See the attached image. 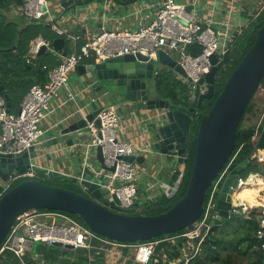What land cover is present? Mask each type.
Segmentation results:
<instances>
[{
	"label": "water",
	"instance_id": "95a60500",
	"mask_svg": "<svg viewBox=\"0 0 264 264\" xmlns=\"http://www.w3.org/2000/svg\"><path fill=\"white\" fill-rule=\"evenodd\" d=\"M94 1L103 3L110 0ZM128 1L125 4L115 2L124 6L121 10L116 12L101 10L98 15L105 17L108 24L128 20L129 17L136 16L139 5L148 2V0ZM79 5L73 0L60 3L61 7H72L69 16H75L82 11L90 15V11L88 13L86 11V3H81L83 8ZM45 19L46 17L39 20L32 19L29 23L37 24ZM63 44L62 38L55 39L52 47L55 51H61ZM44 50L42 48L40 53ZM228 59L226 54L223 57V64H226ZM216 62V58L212 56L213 67L190 92L191 104L188 107L155 97L152 82L164 69H169L183 79H187L181 66L163 52H159L156 59L148 60L140 55H125L102 63L79 65L76 68L77 73L85 79L87 85L93 88L97 86V91L103 92L104 98L115 103L126 102V106L139 116L153 114L145 126L146 134L152 140L146 154L162 156L160 160L156 157L154 161L158 166L166 165L172 160L182 163L189 147L191 126L195 120H199L192 171L185 193L171 208L158 215L121 213L116 197L107 196L102 187L104 174L113 169L104 166L101 149L97 148L95 160H91L89 166H84L79 171L78 184L88 196L45 184L39 179H24L1 195L0 245L19 216L31 210H47L76 215L95 234L122 243L149 241L160 236H170L181 230L192 232L199 227V234L191 239L193 243L191 256H193L197 251L199 240L210 229L220 227L233 216H237V213L232 211V208L237 206L234 196L245 182L240 184L241 176L234 174L232 170L222 179L209 215L201 225L207 189L231 159L236 145V131L244 110L264 77V23L257 30L253 44L226 79L208 112L202 115L198 110L203 102L211 100L214 96L215 76L220 69L219 64L215 65ZM29 70L35 75V70L31 68ZM35 85H38L36 81ZM202 86H205V92L201 90ZM2 97L9 109L8 95L2 91ZM101 110L102 108H99L85 117H80L79 113L74 114L67 126L55 130L57 138L63 139L70 134L75 137V133L85 129L87 123L91 122ZM95 124L99 125L98 120H95ZM259 154L262 152L258 151L257 155ZM34 160L33 149L21 155L0 154V191L10 176L23 174L29 169H32L37 176H46L52 182L63 179L57 171L37 167L33 164ZM124 160L135 164L148 162L144 156L129 157ZM54 246L72 250L70 246L61 244ZM183 262L184 260L178 264Z\"/></svg>",
	"mask_w": 264,
	"mask_h": 264
},
{
	"label": "built area",
	"instance_id": "2783aa9c",
	"mask_svg": "<svg viewBox=\"0 0 264 264\" xmlns=\"http://www.w3.org/2000/svg\"><path fill=\"white\" fill-rule=\"evenodd\" d=\"M22 2L20 15L27 21L49 16L47 0H22ZM258 4L260 10L256 13L257 16L264 11V2L259 1ZM148 8L155 10L154 18L136 30L114 31L101 27L98 32L90 34L77 52L67 55L57 66L47 71L48 81L46 84L36 85L28 91L17 114H12L7 109L5 99L0 96V154L21 155L38 147L44 135L40 124L48 115L52 100L59 95L61 90L66 89L69 75L79 65H83L87 61L94 60L95 63H102L125 55H140L149 60L156 59L158 53L163 52L181 66L188 79H184V81L192 90L213 67L212 56L217 60L215 65L219 64L220 68L225 65L223 57L229 54L231 43L235 37L229 18L219 24L200 25L186 11L185 5L177 3L176 0H163L162 3L153 4ZM51 29L58 35L76 39L66 29L55 25H52ZM195 46L199 48V54L193 56L189 50ZM42 48L45 51L51 50L49 43L40 37L35 38L28 50L27 65H36L34 61ZM42 68L47 69L45 66ZM201 90L205 92V86H202ZM68 99L73 100L71 94H68ZM77 111L82 115L81 108ZM95 120H98V126L95 124ZM118 123L119 116L112 107L102 108L97 116L87 123L86 130L90 139L84 144L83 150L84 158L87 160L95 149H101L104 166L113 169V171L104 174L102 187L107 196L114 195L116 197L120 212L123 213L122 211L133 208L138 197V188L135 183L138 173L136 164L126 161L124 158L146 154L148 147H137L128 142L118 141L115 134ZM233 159L234 157L229 160L210 186L211 190L203 211L201 225L205 223L209 215L221 181L229 171ZM257 159L264 164V158L257 156ZM172 174L178 176L179 171L173 170ZM19 179H37V175L32 169H29L23 174L10 176L2 186L0 196L11 189ZM251 179L261 180L262 188L259 192L264 194V173L262 175L255 174ZM178 181L180 182V174ZM244 182L246 181L240 179V184ZM153 188L154 185H151L147 190L152 191ZM177 188L178 184L176 183L170 188V192L172 191L174 195ZM258 198L257 205L245 204L242 208L248 206L250 212L252 209H256L258 222L256 237L261 242L260 251L264 257V195H258ZM238 207V205L233 207L232 211L238 213ZM244 212L250 213L247 209ZM199 230L200 228L196 227L194 231L177 236V238L184 237L191 241L199 234ZM34 243L47 246L61 244L72 247V250L85 251L89 254L111 253L117 249H126L132 251L134 263L148 264L160 241L114 242L95 234L86 225L66 213L31 210L16 219L0 245V264L9 254L19 264H35L34 260L28 257ZM196 252H198V248ZM91 258L92 256L89 259ZM188 259H185L182 264H187Z\"/></svg>",
	"mask_w": 264,
	"mask_h": 264
},
{
	"label": "crops",
	"instance_id": "0c3cea01",
	"mask_svg": "<svg viewBox=\"0 0 264 264\" xmlns=\"http://www.w3.org/2000/svg\"><path fill=\"white\" fill-rule=\"evenodd\" d=\"M47 1L49 16L44 21L37 23L46 28L44 29L46 31L39 32L28 41L27 53L25 55L26 62L29 47L35 38L40 37L49 43L51 50H44L39 53L38 56H41V58L37 60L41 65L42 71L45 72L46 77L48 70L57 66L67 55L77 52L90 34L98 32L101 27L114 31L136 30L154 18L155 10L148 7L153 4H160L163 0H148V2L144 5H139L137 7L136 16L129 17L128 20H120V22L115 21L112 24H108L107 19L105 17H100L98 13L101 10L116 12L117 10L124 8V6L115 3L113 0L103 3L101 1L99 3H95L94 0L87 3L84 0H73L75 4H80L79 6H81V3H86L85 7L87 8V13L90 11V15L82 11L80 14L78 13L75 16H69L72 7L67 6L64 8L60 6L61 2L68 0ZM259 1L264 2V0H176L177 3L185 5L186 11L190 13L195 22L200 25H206L209 23L219 24L229 18L232 25V33L235 36L237 35V37L239 33H242L246 28H248L249 23L253 20V14L257 13V10L254 9V7L256 3H259ZM3 15L6 16L7 21L14 23L19 22V28L28 24L32 25L26 19L20 18L22 17L20 15V7H13L8 12H4ZM88 19L90 20L87 21ZM52 25L68 30V33L73 35L76 39L73 40L68 38L66 35H58L51 29ZM35 31L36 30L34 29L31 32L34 33ZM50 36H53L54 38L50 40ZM59 38L64 40V44L61 51H55L52 47V42L53 40ZM15 48L16 47H13L11 50H15ZM92 64H95L94 60L87 61L83 65L86 66ZM43 66L47 69L44 70L42 68ZM29 68L30 67H28V70ZM163 72H168L174 81L184 84V79L180 75L173 73V71L169 69H164ZM84 80L85 79L80 76L76 70L73 71L68 77V85L66 89L61 90L59 95L52 100L50 111L40 124V129L44 132V135L38 147L34 149L35 160L33 161V164L37 167L57 171L63 176V178H72L76 181H78L80 177L79 171L82 167L89 166L90 161L95 160L96 149L91 153V157L85 160L83 148L84 144L90 139L86 128L75 133V137H73V134H70L65 136L63 139L57 138L55 130L62 126H67L71 117L74 114H78L77 110L79 108L82 109V115H78L80 117H85L87 115H91L99 108L112 107L119 116L118 127L115 131L118 141L128 142L137 147H149L152 141L146 134L145 126L153 114L149 113L147 116L136 115L129 107L126 106V102L121 101L115 103L112 100L109 101L103 97V92L97 91V86L93 88V86L87 85ZM31 81H33V85L30 86V88L16 94L12 108H10V103L8 110L12 114L18 113L28 91L32 87L36 86L35 81L39 85L36 72L35 75L31 74ZM154 85L155 83L153 84L155 97L165 99L159 95L156 90V86L154 87ZM2 91L7 94L3 86L0 85V96H2ZM68 94H71L73 100L68 99ZM92 100L94 101L92 102ZM70 141H72V144H70ZM262 154L264 155V152ZM140 156L146 157L148 162L146 163L145 161H142L141 164H136L138 173L135 183L138 188V197L133 207L135 212L138 214H142V210L146 202L152 203L159 198V196H162V192L164 190L163 188L166 187L163 180L164 175H168V185L169 188H172L176 183L179 185L184 173V160L182 163L175 162L169 168H165L164 165L159 164L158 166L154 162L156 157L160 160L162 156L148 154ZM171 170L179 171L180 182L178 181L179 174L178 176L174 175L171 173ZM254 176L255 175H251L249 179ZM151 185H154V188L152 191H148L147 188ZM255 189L257 188L253 185H248V187H243L242 190L238 192L236 196L238 199L235 197L237 205L239 206L238 208H241L243 212L246 211V209L250 212L247 206L249 204L240 199H244L245 193L249 192L250 194ZM245 204H247V208L244 207L243 209L242 206ZM244 213L245 217L249 214H246V212ZM180 240L181 238L177 237L160 240V243L157 245L154 255L151 257L148 264H178L180 261L187 258H189V261L197 252L191 256L193 243L187 240L185 242H179ZM163 242H165L168 247L159 249V245ZM58 248L59 247L34 243L28 257L32 258L35 264H136L132 261L131 250L117 249L111 253L100 252L93 254L86 252L88 260L83 263L81 258L84 257L83 252L85 251L66 250L64 248H62L63 250L61 249L62 251H59L57 250ZM168 252H171L172 255L177 253V257H169ZM89 255L90 257L92 256L90 260Z\"/></svg>",
	"mask_w": 264,
	"mask_h": 264
},
{
	"label": "trees",
	"instance_id": "16d2710c",
	"mask_svg": "<svg viewBox=\"0 0 264 264\" xmlns=\"http://www.w3.org/2000/svg\"><path fill=\"white\" fill-rule=\"evenodd\" d=\"M87 2H92L93 0H84ZM114 2L128 3V0H113ZM22 0H0V85L3 86L4 90L7 92L11 107L14 104V99L16 94L22 92L25 89L30 88L33 85L31 81V74L28 70V67L35 70L37 81L39 85L43 86L47 82V77L44 71L41 69V65L38 63V59L41 56H37L35 59V66H29L25 62V55L27 53V44L28 41L36 36L41 31V24H32L24 25L22 28H19V22L14 23L7 21L6 17L3 15L4 12H8L11 8H17L22 6ZM3 12V13H2ZM23 18V17H20ZM264 23V18L261 21V17L256 20H252L249 23L248 28H246L240 36L237 38V48L236 54L239 53L240 58L247 52L250 46L253 44L257 30ZM36 30L34 33L30 30ZM46 29V28H45ZM28 30V31H27ZM32 33V34H31ZM53 36H50L49 39H53ZM13 47H16L15 50H11ZM190 53L193 56L199 54V48H191ZM229 57V54H228ZM230 58L227 62H229ZM228 64V63H226ZM225 64V65H226ZM224 65V66H225ZM237 65V63H236ZM224 66L220 69L224 73L226 69ZM220 70V71H221ZM232 70V68L230 69ZM232 72V71H231ZM230 75V74H228ZM171 75L168 72H161L156 77L155 86L156 90L163 98L171 100L173 104L181 105L188 107L191 104L190 93H184L181 91L175 92V87L178 82L174 81L176 84L175 87H170L166 84L167 79ZM228 78V77H227ZM225 82V81H224ZM224 83L215 78L214 85V96L212 102L204 101L202 107L198 110L202 115L206 114L210 107L212 106L215 98L220 93ZM219 87V88H218ZM259 87H264V77L260 82ZM173 97V98H172ZM253 96L249 100L242 119L239 123V126L236 131V145L234 152L231 158L234 157L232 165L229 168V171L234 170V174H239L243 181H247L251 175H262L264 173V164L259 162L257 159V152L264 151V113L261 115V112H256L254 106L251 104ZM249 114H254L259 118L258 122L245 126L244 120L245 116ZM199 120H195L191 126V134L189 137V147L187 151L186 158L184 159V173L181 179V182L178 185L177 191L175 192L174 197L171 200L166 199L163 195L159 196L154 202L148 203L144 207L150 209L158 208L154 211L153 214L158 215L166 212L172 205L180 199L186 190L191 171L193 158L195 153V144H196V133L198 129ZM257 148V149H256ZM256 149L253 157L252 153ZM239 165H242L241 168H237ZM68 181L74 187L77 186L76 180L72 178H63L62 181ZM64 188V187H61ZM67 189V188H64ZM74 191L76 193L82 194L73 189H67ZM211 188L207 189L206 195L204 197V209L208 201L209 193ZM83 195V194H82ZM146 204V203H145ZM144 204V205H145ZM134 207L131 210L126 211L128 215H153L142 213L138 214L134 211ZM45 211V210H44ZM237 216H233L227 220L223 225L217 228L210 229L198 243V252L188 261L187 264H239L236 262V259L241 257L246 260L243 264H263V254L260 251L261 242L256 237V231L258 229V222L256 219V209H253L247 216L243 213L241 208H237ZM69 215V214H68ZM72 217L79 220L83 224L81 219L76 215H71ZM204 216V213L201 216ZM232 228V231L229 228ZM186 230H181L178 233L172 234L170 236H160L149 241H160L171 237L181 236L186 234ZM186 238H181L179 242H185ZM188 241V240H187ZM145 242V241H143ZM167 248L168 245L163 242L159 245V249ZM84 257L81 258L82 262L85 263L88 260V255L86 252ZM169 257H177V253L172 255L171 252H168ZM90 258V255H89ZM90 260V259H89ZM2 264H19L18 261L11 255H7Z\"/></svg>",
	"mask_w": 264,
	"mask_h": 264
},
{
	"label": "rangeland",
	"instance_id": "374dc122",
	"mask_svg": "<svg viewBox=\"0 0 264 264\" xmlns=\"http://www.w3.org/2000/svg\"><path fill=\"white\" fill-rule=\"evenodd\" d=\"M254 9H256L257 10V12L260 10V6H259V4H255V7H254ZM6 17V16H5ZM261 17V21L263 20V18H264V11H262V13H260V15H256V14H253V21L254 20H256L257 18H260ZM252 22V21H251ZM45 28L44 27H42L41 26V31L40 32H44V31H46V30H44ZM28 31V30H27ZM30 31H31V27H30V30L28 31V34L30 33ZM242 33H240L238 36H240ZM237 35L234 37V39H233V43H231V46H230V52H229V58H230V60H229V62H227L228 64H226L225 66H224V69H226L225 70V72L223 73L222 72V70L221 69H219L218 70V72H217V74H216V78L218 79V80H220V81H222V83H225L224 81H226V79H227V77L229 76L228 74H230L231 73V71L236 67V63L238 64V62L240 61V55H239V53L238 54H236L235 52H236V48H237ZM232 68V70H230ZM221 70V71H220ZM153 84L154 83H156L155 81L154 82H152ZM183 83L184 84H180V83H178L177 84V86L175 85L176 83L173 81V78L170 76L168 79H167V82H166V84H168L170 87H175V92H179V91H181V92H184V93H190L191 91H192V89H191V87L187 84V82L186 81H184L183 80ZM175 85V86H174ZM219 88V87H218ZM191 97V96H190ZM173 98V97H172ZM212 100L213 99H211V100H208L209 102H212ZM251 104L254 106V109H255V111L256 112H261V115H263V113H264V87H259L258 88V90L256 91V93L253 95V98H252V101H251ZM260 119L261 118H259L258 119V121H257V118L254 116V114L252 115V114H247L246 116H245V120H244V124H245V126H249V125H252V124H254V123H256V122H258V124H259V121H260ZM262 153L264 152V151H261ZM264 158V155L263 154H261V155H258V158ZM176 161V160H175ZM175 162H174V160H172L171 162H169L168 164H166V165H164V167L165 168H169L171 165H173ZM165 171H166V169H165ZM173 172V170H171V173ZM167 177H168V175H164V177H163V180H164V184H165V186L166 187H164L163 189V192H162V195L166 198V199H168V200H171L173 197H174V195H173V192L171 191L170 192V188H169V185H168V179H167ZM250 177V176H249ZM37 179H39L40 181H42L43 183H45V184H49V185H53V186H58V187H64V188H67V189H73V190H75V191H78V192H80V193H82L83 195H87L86 194V192H84L83 190H82V188H81V186L78 184V181H76V184H77V186L76 187H74L73 185H71L68 181H62V180H60V181H58V182H52V181H50L46 176H38L37 177ZM249 179V178H248ZM247 179V180H248ZM24 179H19V180H17L15 183H14V185H13V187L16 185V184H18V183H20L21 181H23ZM170 181V180H169ZM252 181H255V180H252ZM251 181V182H252ZM258 183H259V181H258ZM241 187H243V186H241ZM259 188H257V189H255L252 193H250L249 194V192H247V193H245V196H244V198H245V200L244 201H247L248 202V204L249 205H251L250 204V202L251 203H253V204H257V202H259V198H258V195H264L263 194V192H259ZM257 192H259L258 193V195H257ZM165 194V195H164ZM88 196V195H87ZM148 201V200H147ZM146 205H149L148 204V202H146V204L144 205V206H146ZM252 206V205H251ZM152 209H150V208H148V207H143V210H142V213H147V214H153L154 213V211L155 210H157L158 208H153V207H151ZM250 210V209H249ZM253 210V209H252ZM135 211V210H134ZM124 214H126V211H122ZM153 215H155V214H153ZM76 219V218H75ZM76 220H78V219H76ZM79 221V220H78ZM231 231H232V228L230 227L229 228ZM62 248H58L57 250H59V251H62L61 250ZM67 250V249H66ZM236 262L237 263H239V264H243V263H245L246 262V260H244V258H241V257H239V258H237L236 259Z\"/></svg>",
	"mask_w": 264,
	"mask_h": 264
},
{
	"label": "bare ground",
	"instance_id": "6f19581e",
	"mask_svg": "<svg viewBox=\"0 0 264 264\" xmlns=\"http://www.w3.org/2000/svg\"><path fill=\"white\" fill-rule=\"evenodd\" d=\"M252 180H254V179H252ZM249 181H251V179H248L245 183H244V186L243 187H248V185H253L255 188H258L259 187V189H261L262 188V183H261V180H255V181H252V182H249ZM258 181H259V183H258ZM249 182V183H248ZM243 187H241L240 188V190H242V188ZM239 190V191H240ZM239 191H237L236 192V194H235V196L234 197H236L237 196V194H238V192ZM257 195H258V192H257ZM237 198V197H236ZM238 199V198H237ZM240 200H242V201H244L245 200V198L244 199H240ZM247 202V201H246ZM248 203V202H247ZM259 202H257V204H258ZM252 206H254V205H257L256 203L255 204H253V203H250Z\"/></svg>",
	"mask_w": 264,
	"mask_h": 264
}]
</instances>
